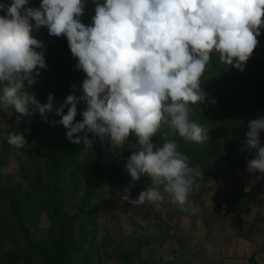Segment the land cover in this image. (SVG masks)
Listing matches in <instances>:
<instances>
[{
	"label": "clouds",
	"instance_id": "obj_1",
	"mask_svg": "<svg viewBox=\"0 0 264 264\" xmlns=\"http://www.w3.org/2000/svg\"><path fill=\"white\" fill-rule=\"evenodd\" d=\"M28 4L0 3L5 12L0 16V104L21 117L38 112L48 122L53 94L41 104L28 91L40 75L33 74L37 66L47 68L43 52L35 50L44 48V42L32 33L46 27L51 36H66L78 59L76 68L86 74L83 95L70 94L55 109L59 123L68 129L67 139L92 147L86 134L79 135L87 131L123 148L134 135L137 144L132 148L137 150L128 158L126 171L132 186L142 176L150 177L151 185L134 200L124 188L122 199L160 209L167 196L181 211L199 212L189 197L199 190L203 173L190 166V158L161 129L167 126L197 144L207 140L208 129L190 119L189 105L206 98L200 80L213 51L220 63L244 70L264 28V0H104L96 4L90 26L78 19L84 0H42L38 8ZM80 102L87 107L80 113L82 121L74 123ZM248 128L245 146L256 155L247 162V171L264 174L259 138L264 117L250 121ZM158 133L159 146L152 142ZM7 142L17 149L28 146L23 133L8 134Z\"/></svg>",
	"mask_w": 264,
	"mask_h": 264
},
{
	"label": "rangeland",
	"instance_id": "obj_2",
	"mask_svg": "<svg viewBox=\"0 0 264 264\" xmlns=\"http://www.w3.org/2000/svg\"><path fill=\"white\" fill-rule=\"evenodd\" d=\"M41 2L29 0L27 7L38 8ZM95 7L92 0H84L86 15ZM260 56L258 44L240 71L211 53L200 85L236 99L237 115H231L226 130L217 127L211 113L201 114L197 104L189 105L190 119L208 129L203 144L185 141L169 129L171 140L192 152L190 166L199 167L204 176V194L194 190L189 197L200 209L196 213L181 211L167 196L160 209L122 199L124 188L134 200L151 185L150 177L142 176L132 186L126 171L128 158L137 150L132 148L137 144L134 135L120 148L86 131L79 135L86 134L92 147L82 143L78 148L66 135L58 137L39 126L38 112L21 117L0 104V264H44L32 247L58 236L52 220L58 197L71 220L73 240V251L62 264H128L125 257L133 264H254L251 257L264 264V174L247 171L256 150L245 146L249 122L264 117L257 103L264 85ZM12 132L23 133L28 146L9 145ZM259 138L264 146V131ZM54 150L65 160L64 168L55 162ZM101 152L104 182L99 184L81 169L94 166ZM84 217L86 241L80 231ZM138 240L144 242L139 250Z\"/></svg>",
	"mask_w": 264,
	"mask_h": 264
},
{
	"label": "trees",
	"instance_id": "obj_3",
	"mask_svg": "<svg viewBox=\"0 0 264 264\" xmlns=\"http://www.w3.org/2000/svg\"><path fill=\"white\" fill-rule=\"evenodd\" d=\"M92 2L96 6L97 3L103 4L104 0H95V2L92 0ZM0 3L10 5L12 0H0ZM3 15H5V12L0 11V16ZM94 15L95 12L91 13V15H86L84 12L78 19H80L84 25L90 26L92 25ZM32 23L34 24V21ZM32 35L36 39L44 42V48L35 50L43 52L47 68L40 69L39 66H37V69L34 70L33 74L35 75V71H39L40 75L34 85L28 86V91L33 93L41 104L47 103L49 94H53V111L47 114L48 122H42V117L38 113L37 123L55 136H65L68 129L59 123L61 116L56 115L55 109L63 103L68 95H83L82 82L86 79V74L82 70L76 68L78 59L73 57L66 36H51L46 27L40 29L34 28ZM257 39L259 41L258 44L261 46L259 70L264 80V28H261V35L257 37ZM219 69H221V67H219ZM73 85H75V89H73ZM201 90H203L206 97L202 103L199 105L197 104V107L200 108L201 114L211 113L210 119L212 118L217 127L226 130L231 115H237V107L233 103L236 99L229 100L227 96L225 98L221 97V95H219L211 86H201ZM257 103L262 109H264V85L257 97ZM86 107L87 105L84 102H80L77 105V116L74 119V123L82 121L80 113L85 110ZM66 113L67 109H64V114ZM53 121H55L54 126L52 124ZM165 131L169 133L168 139H171L173 136L170 134L167 126H164L161 129V133ZM161 133H158L152 138V142L158 146L162 143L160 138ZM103 144L106 146L105 143ZM81 145L82 143L76 144L78 148H80ZM178 151L187 155L190 158V162L193 154L185 145L178 146ZM54 152L56 154L54 156L55 162L58 166L64 168L65 160L56 152V150H54ZM102 156L101 152L98 155V160L94 166L81 169L82 173L89 175L95 183L99 184L104 182L101 165L99 164V159L102 158ZM74 159L76 162L78 161L77 157H74ZM198 182L200 183V188L197 192L199 196H202L205 191V184L200 179H198ZM248 196L249 198H255L254 194H249ZM30 203L31 209H33L34 202L30 201ZM52 220L54 228L59 232L58 236L53 239L38 240L34 243L32 248L34 252L40 256L44 264H62V262L68 258L73 251V240L71 235V220L65 212L62 200L59 197L56 199L53 207ZM4 221L9 225V220L7 218H5ZM80 231L83 240L86 241L88 239V218H83ZM143 244V240H138V250ZM125 261L128 264H133L129 257H125ZM251 261L254 264H260L253 257H251Z\"/></svg>",
	"mask_w": 264,
	"mask_h": 264
}]
</instances>
